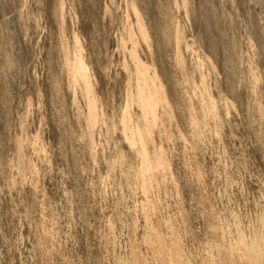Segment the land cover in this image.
Instances as JSON below:
<instances>
[{
    "label": "rangeland",
    "instance_id": "rangeland-1",
    "mask_svg": "<svg viewBox=\"0 0 264 264\" xmlns=\"http://www.w3.org/2000/svg\"><path fill=\"white\" fill-rule=\"evenodd\" d=\"M0 264H264V0H0Z\"/></svg>",
    "mask_w": 264,
    "mask_h": 264
}]
</instances>
